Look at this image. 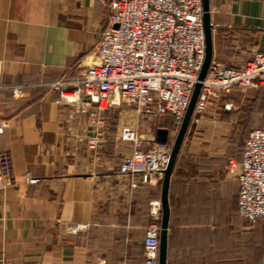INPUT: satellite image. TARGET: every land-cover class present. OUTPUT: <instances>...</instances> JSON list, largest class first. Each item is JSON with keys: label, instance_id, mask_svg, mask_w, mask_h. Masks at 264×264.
<instances>
[{"label": "crops", "instance_id": "obj_1", "mask_svg": "<svg viewBox=\"0 0 264 264\" xmlns=\"http://www.w3.org/2000/svg\"><path fill=\"white\" fill-rule=\"evenodd\" d=\"M107 1L0 0V86H27L19 98L0 88V151L13 166L11 184L0 187V264L143 263L161 185L132 187L117 173L130 151L120 130L136 126L158 138L168 129L174 139L170 117L107 109L104 142L91 149L87 116L58 105V91L42 85L90 63ZM209 14L212 59L240 66L264 51V0H209ZM255 127L264 128V85L233 90L193 114L169 179L166 264H264V219L239 216L228 169ZM26 172L40 182L30 184Z\"/></svg>", "mask_w": 264, "mask_h": 264}, {"label": "built area", "instance_id": "obj_2", "mask_svg": "<svg viewBox=\"0 0 264 264\" xmlns=\"http://www.w3.org/2000/svg\"><path fill=\"white\" fill-rule=\"evenodd\" d=\"M201 0H108L105 25L90 63L72 78L42 84L58 91L55 102L85 114L93 126L88 147L101 146L106 136L103 113L110 108L132 110L139 118L168 115L175 135L204 59ZM264 85V51H256L240 66L212 59L193 114L205 111L212 99L233 90ZM27 86H0L14 98ZM225 108L228 105H224ZM7 122L0 120V132ZM171 135V134H170ZM120 138L130 151L117 164V173L131 178L132 187L159 182L166 168L173 136L165 141L125 125ZM228 169L238 181L237 212L256 223L264 219V128L250 129L241 159ZM30 184L40 178L25 174ZM13 180L9 151H0V187ZM151 222L144 228L143 263L158 264L160 203L151 202Z\"/></svg>", "mask_w": 264, "mask_h": 264}, {"label": "water", "instance_id": "obj_3", "mask_svg": "<svg viewBox=\"0 0 264 264\" xmlns=\"http://www.w3.org/2000/svg\"><path fill=\"white\" fill-rule=\"evenodd\" d=\"M202 4V25L204 32V59L200 71L197 76V81L194 84L192 93L190 95L187 107L182 117L181 123L175 133L174 139L171 145V151L166 168L163 170V174L159 183L161 185L160 193V220H159V247H158V264H166L167 256V234L169 223V202H168V187L171 171L177 155L179 153L181 143L184 139L185 133L188 129L189 123L192 119L195 104L201 89V81L204 79L209 64L212 60V23L209 14V0H201ZM158 140L165 141L168 136V129H158Z\"/></svg>", "mask_w": 264, "mask_h": 264}, {"label": "rangeland", "instance_id": "obj_4", "mask_svg": "<svg viewBox=\"0 0 264 264\" xmlns=\"http://www.w3.org/2000/svg\"><path fill=\"white\" fill-rule=\"evenodd\" d=\"M148 119V118H147ZM149 120H155L154 118H150Z\"/></svg>", "mask_w": 264, "mask_h": 264}, {"label": "trees", "instance_id": "obj_5", "mask_svg": "<svg viewBox=\"0 0 264 264\" xmlns=\"http://www.w3.org/2000/svg\"><path fill=\"white\" fill-rule=\"evenodd\" d=\"M258 221H259V220H258ZM258 221H257V222H258ZM257 222H256V223H257Z\"/></svg>", "mask_w": 264, "mask_h": 264}]
</instances>
